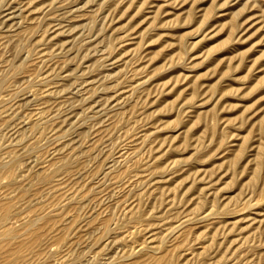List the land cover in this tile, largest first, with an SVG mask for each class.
Segmentation results:
<instances>
[{"label": "rangeland", "instance_id": "1", "mask_svg": "<svg viewBox=\"0 0 264 264\" xmlns=\"http://www.w3.org/2000/svg\"><path fill=\"white\" fill-rule=\"evenodd\" d=\"M0 264H264V0H0Z\"/></svg>", "mask_w": 264, "mask_h": 264}]
</instances>
